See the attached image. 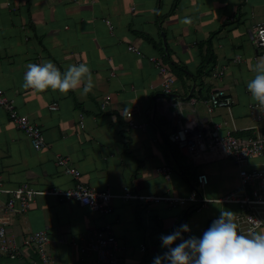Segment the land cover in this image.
Returning <instances> with one entry per match:
<instances>
[{
	"label": "crops",
	"instance_id": "crops-1",
	"mask_svg": "<svg viewBox=\"0 0 264 264\" xmlns=\"http://www.w3.org/2000/svg\"><path fill=\"white\" fill-rule=\"evenodd\" d=\"M186 18L191 23H184ZM263 20L264 0H0V88L44 136V147L34 150L0 108L2 186L28 185L36 192L71 189L77 181L56 165L63 156L79 170L82 184L114 194L129 189L140 195L188 196L200 172L208 178L205 198L238 189L233 162L221 159L189 169L168 129L194 120L217 124L234 136L254 134L258 124L250 116L254 101L247 82L264 56L254 47L250 31ZM208 39L215 62L197 77L205 52L200 45ZM235 56L239 62L233 61ZM152 57L168 65L176 78L167 95ZM43 61H52L62 73L69 65L87 64L94 88L87 94H82L83 86L67 94L24 88L27 65ZM219 67L225 68L221 79L214 76ZM216 88L226 91L232 105L208 114L203 101ZM104 98L109 103L101 110ZM52 103L57 110L49 109ZM124 109L145 128L127 127ZM250 164L264 165V154ZM163 165L170 167L169 180L156 172ZM6 199L1 196L0 202ZM111 205L112 212L105 214L74 200L37 194L29 209L13 218L8 233L21 246L27 232L46 230L56 264H99L93 255L81 256L78 246L107 225L124 264H153L155 256L167 251L162 235L187 224L183 238H200L211 217L224 210L238 212L234 204L216 202L196 208L113 199ZM242 233L249 230L242 228ZM23 249L24 255L13 259L0 254V264H41L31 250Z\"/></svg>",
	"mask_w": 264,
	"mask_h": 264
},
{
	"label": "built area",
	"instance_id": "built-area-1",
	"mask_svg": "<svg viewBox=\"0 0 264 264\" xmlns=\"http://www.w3.org/2000/svg\"><path fill=\"white\" fill-rule=\"evenodd\" d=\"M105 23L111 29L108 20ZM251 40L254 47L264 56V20L255 24L251 31ZM127 50L139 54V50L133 46H127ZM150 62L157 69L162 77L161 91L163 94L172 92L176 83V78L160 58H149ZM233 61L239 62L240 57L235 56ZM224 67L215 69L214 76L221 79L224 75ZM108 98L100 102V109L105 110L108 105ZM208 114L220 108L229 109L232 105L230 96L223 88H216L209 93L203 101ZM0 108L3 109L7 117L15 127L23 132L29 139L34 150L44 147V136L41 128L29 117L18 112L12 100H9L0 88ZM52 111L57 110V104L49 105ZM250 116L258 124L254 127L253 135L234 136L228 131L221 132L217 124L208 126L207 123L198 121H188L175 126V131L168 129L172 142L179 152L184 156L186 167L200 166L221 159H227L238 167L239 188L230 191L217 199H209L203 196V190L208 183L207 175L203 172L195 176L191 183L188 196H176L173 194L162 195H140L125 189L121 194H114L109 189L97 190L89 188L80 182V172L69 164L67 157L56 158V165L63 169L64 173L70 175L77 181L75 186L68 190H52L50 192H36L28 185H21L16 188H5L0 182V197L6 196L4 202H0V254L13 259L24 255V249L31 250L40 260L41 264H56L50 247L52 238L46 230L27 232L21 239V246L8 233V227L13 218L25 213L37 194H52L65 200H74L79 206L93 212H112L111 201L120 199L122 201L142 200L145 203L165 202L170 206L192 205L202 208L209 203L234 204L238 207L235 214V221L239 225L238 231L242 233V228L251 230L255 227L256 221H261L259 228L264 227V165L255 166L250 164L253 160L264 154V107L253 102L249 105ZM126 126L129 128L144 129V124H137L133 120L132 112L129 109L122 111ZM156 172L164 179H170V167L163 165L156 169ZM219 216L210 218L209 225ZM186 237L188 232H183ZM75 244L74 241H71ZM81 256L93 255L99 264H124L123 258L117 253L118 243L110 230L105 225L94 230L88 235L86 240L78 246Z\"/></svg>",
	"mask_w": 264,
	"mask_h": 264
},
{
	"label": "clouds",
	"instance_id": "clouds-1",
	"mask_svg": "<svg viewBox=\"0 0 264 264\" xmlns=\"http://www.w3.org/2000/svg\"><path fill=\"white\" fill-rule=\"evenodd\" d=\"M183 22L191 23L187 18ZM251 70L255 75L247 82V90L252 100L264 107V60ZM23 79L24 88L39 92L51 89L67 94L83 86L82 94H87L95 86L91 70L85 63L69 65L63 73L52 61L29 63ZM261 223L256 221L257 227L245 235L238 231L235 213L224 210L202 237L187 239L181 234L189 232V228L182 224L178 230L160 237L167 251L155 256L153 264H264V230H257ZM177 240L181 242L173 247Z\"/></svg>",
	"mask_w": 264,
	"mask_h": 264
},
{
	"label": "trees",
	"instance_id": "trees-1",
	"mask_svg": "<svg viewBox=\"0 0 264 264\" xmlns=\"http://www.w3.org/2000/svg\"><path fill=\"white\" fill-rule=\"evenodd\" d=\"M200 47H205V52L202 56L200 66L196 70L197 77H200L202 74L208 73L209 68L213 66L215 62V55L212 51L210 40L208 39L206 42L201 44Z\"/></svg>",
	"mask_w": 264,
	"mask_h": 264
},
{
	"label": "water",
	"instance_id": "water-1",
	"mask_svg": "<svg viewBox=\"0 0 264 264\" xmlns=\"http://www.w3.org/2000/svg\"><path fill=\"white\" fill-rule=\"evenodd\" d=\"M175 131V127H173V130H172V132H174Z\"/></svg>",
	"mask_w": 264,
	"mask_h": 264
},
{
	"label": "rangeland",
	"instance_id": "rangeland-1",
	"mask_svg": "<svg viewBox=\"0 0 264 264\" xmlns=\"http://www.w3.org/2000/svg\"><path fill=\"white\" fill-rule=\"evenodd\" d=\"M184 164L186 165L187 163L184 161Z\"/></svg>",
	"mask_w": 264,
	"mask_h": 264
}]
</instances>
